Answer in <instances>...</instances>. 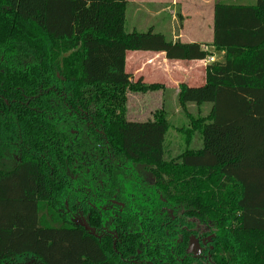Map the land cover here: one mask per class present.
I'll list each match as a JSON object with an SVG mask.
<instances>
[{"label": "trees", "instance_id": "obj_1", "mask_svg": "<svg viewBox=\"0 0 264 264\" xmlns=\"http://www.w3.org/2000/svg\"><path fill=\"white\" fill-rule=\"evenodd\" d=\"M127 5L0 0V264H197L199 231L210 264H264V0L216 1L210 63L201 43L127 31ZM134 51L203 63L178 93L199 147L166 157L164 109L127 118L129 91L160 88L131 79ZM210 129L230 148L209 151Z\"/></svg>", "mask_w": 264, "mask_h": 264}, {"label": "crops", "instance_id": "obj_2", "mask_svg": "<svg viewBox=\"0 0 264 264\" xmlns=\"http://www.w3.org/2000/svg\"><path fill=\"white\" fill-rule=\"evenodd\" d=\"M238 1L254 3L256 0ZM215 3V0H128L133 13L147 14L148 20L156 21L157 25L148 30L161 32L166 37L170 35L167 39L173 42L201 43L213 52L215 59L221 60L223 52L216 51L211 45L214 37ZM130 54L132 56L142 54L141 57L146 59L145 65L162 76L160 80L152 81L160 84L157 91L167 88V82L174 84L178 92L182 82L191 85H200L204 82L205 66L200 61L169 60L163 52L134 51L129 52L128 57ZM178 78H181V81Z\"/></svg>", "mask_w": 264, "mask_h": 264}, {"label": "rangeland", "instance_id": "obj_3", "mask_svg": "<svg viewBox=\"0 0 264 264\" xmlns=\"http://www.w3.org/2000/svg\"><path fill=\"white\" fill-rule=\"evenodd\" d=\"M218 1V0H215ZM255 1V0H254ZM206 11V10H205ZM147 14L144 13H133L131 5H127L126 8V30L133 31L137 30L140 32H146L149 28L156 26V21H150L147 18ZM207 18V14H205ZM190 18V17H189ZM159 30V29H157ZM170 35H167V37ZM134 55V54H133ZM142 54L129 55V62L126 66L127 71L132 75V80L136 81L139 78L143 79L146 83H153L152 81H158L162 76L151 69L149 66L145 65V57H141ZM216 58V57H215ZM164 79V78H163ZM186 79V78H185ZM181 81V78H178ZM162 82V81H161ZM160 83V82H159ZM163 83V82H162ZM198 84V83H195ZM167 88L162 90H149L145 93L143 92H128L127 96V118L131 121H146L152 118L155 111L161 110L165 107V113L171 123V127L166 136V157L171 158L177 156L183 152L187 145L190 148H196L200 146V140L198 134H195L189 144L186 143V138L183 133L179 130L181 127H188V120L186 118L184 110L181 108L178 101V90L175 88L174 84L166 83ZM160 89V88H159ZM180 91V90H179ZM209 105H203L198 108L194 103L188 104V110L196 116L198 112L201 115H206L209 111ZM231 137L229 134L220 136L217 131L210 129L207 133L208 149L209 151H223L229 149ZM207 143V142H206ZM219 148V149H218ZM213 154V153H207ZM219 154V153H217ZM236 153L227 154L222 159L229 158L230 156H235ZM18 162L17 158H12L7 156L6 158V168L13 167Z\"/></svg>", "mask_w": 264, "mask_h": 264}, {"label": "flooded vegetation", "instance_id": "obj_4", "mask_svg": "<svg viewBox=\"0 0 264 264\" xmlns=\"http://www.w3.org/2000/svg\"><path fill=\"white\" fill-rule=\"evenodd\" d=\"M211 242L212 235L206 234L205 231H199V233L197 234L192 233L190 236L189 244L186 248L187 254L185 255L195 259L197 264H210L211 251L209 250V248H212Z\"/></svg>", "mask_w": 264, "mask_h": 264}, {"label": "built area", "instance_id": "obj_5", "mask_svg": "<svg viewBox=\"0 0 264 264\" xmlns=\"http://www.w3.org/2000/svg\"><path fill=\"white\" fill-rule=\"evenodd\" d=\"M206 49H207V47H205ZM212 61H215V57L213 56V55H211V56H209L208 58H207V62L208 63H210V62H212Z\"/></svg>", "mask_w": 264, "mask_h": 264}, {"label": "water", "instance_id": "obj_6", "mask_svg": "<svg viewBox=\"0 0 264 264\" xmlns=\"http://www.w3.org/2000/svg\"><path fill=\"white\" fill-rule=\"evenodd\" d=\"M191 244H192V241H191Z\"/></svg>", "mask_w": 264, "mask_h": 264}]
</instances>
